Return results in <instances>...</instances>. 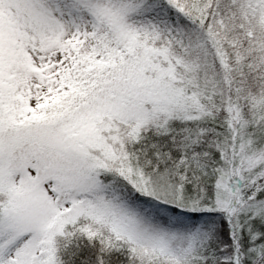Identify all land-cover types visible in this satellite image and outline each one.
I'll return each mask as SVG.
<instances>
[{
	"label": "snow or ice",
	"instance_id": "6c2138e0",
	"mask_svg": "<svg viewBox=\"0 0 264 264\" xmlns=\"http://www.w3.org/2000/svg\"><path fill=\"white\" fill-rule=\"evenodd\" d=\"M0 264H264V0H0Z\"/></svg>",
	"mask_w": 264,
	"mask_h": 264
}]
</instances>
